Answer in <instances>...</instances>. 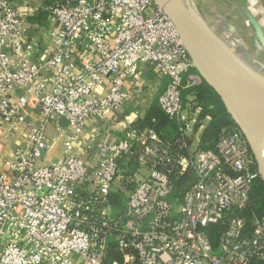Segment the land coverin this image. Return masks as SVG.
Segmentation results:
<instances>
[{
	"label": "built area",
	"instance_id": "1",
	"mask_svg": "<svg viewBox=\"0 0 264 264\" xmlns=\"http://www.w3.org/2000/svg\"><path fill=\"white\" fill-rule=\"evenodd\" d=\"M37 11L35 36L28 14L0 0V136L6 125L22 137L10 150L0 139V264H264L256 159L235 125L208 147L188 134L202 106L183 92L202 78L168 13L152 0L39 1ZM44 33L53 51L33 60ZM151 67L174 132L155 118L122 125ZM94 119L119 135L78 151ZM52 129L70 139L48 163Z\"/></svg>",
	"mask_w": 264,
	"mask_h": 264
},
{
	"label": "crops",
	"instance_id": "2",
	"mask_svg": "<svg viewBox=\"0 0 264 264\" xmlns=\"http://www.w3.org/2000/svg\"><path fill=\"white\" fill-rule=\"evenodd\" d=\"M7 1L28 14V26L31 27L35 36H38V32L35 29L39 27L40 22L38 21L42 20V16L38 13L37 6L39 1L47 2V0ZM185 2L194 5L199 12V16L221 38L227 39L229 36L238 37L242 44V48L238 50V55L264 74V0H185ZM36 41L35 44L33 43L35 48V53L32 56L33 60L45 58L53 51V40L48 33H44L41 37L39 36ZM203 80L202 78L201 83ZM162 86V76L154 67L143 70L138 88L134 91L130 101L128 115L126 119H122L123 127L134 122L141 125L153 123L152 120L155 117L150 120L148 118L150 114L154 115V112L160 111L155 104V100ZM193 91H195L193 87L184 90L183 94L186 103L194 100L191 95ZM197 102L199 103L198 98ZM199 104L202 106V119L207 122L204 125H196L193 131H188V134L191 137L199 138L202 145L208 147L212 145L218 135L217 133L209 141H206L204 137L205 131L212 122L210 111L215 108V105H206L202 102ZM158 127H160L163 133L174 132L177 129V123L174 120L167 121L166 124L163 126L158 125ZM4 128L5 131L0 136V139L5 142L6 149L10 150L22 141V137L20 136L21 131L19 128L11 129L10 126L6 125H4ZM79 132V142L75 143L78 151L90 144L93 139H114L119 135L118 129L111 127L110 130H107L99 119L89 121L84 125L83 130ZM50 135L52 136V141L46 154V161L48 163L63 157V146L70 139L69 133L55 131L54 129L51 130Z\"/></svg>",
	"mask_w": 264,
	"mask_h": 264
},
{
	"label": "water",
	"instance_id": "3",
	"mask_svg": "<svg viewBox=\"0 0 264 264\" xmlns=\"http://www.w3.org/2000/svg\"><path fill=\"white\" fill-rule=\"evenodd\" d=\"M170 16L195 58L202 78L220 97L234 125L244 135L264 182V158L256 145L250 124L227 90H237L264 103V74L231 49L185 0H152ZM202 70V71H201Z\"/></svg>",
	"mask_w": 264,
	"mask_h": 264
},
{
	"label": "trees",
	"instance_id": "4",
	"mask_svg": "<svg viewBox=\"0 0 264 264\" xmlns=\"http://www.w3.org/2000/svg\"><path fill=\"white\" fill-rule=\"evenodd\" d=\"M193 88L197 92L199 103L202 102L206 105H215V108L210 111V113L212 114V122L204 133L205 140L209 141L214 135L219 132L222 126L234 125V123L230 119L229 114L226 112V109L222 101L220 100V97L205 80H203L200 85H197ZM153 117L156 118L158 122L156 124V127L159 129L160 127H158V125L163 126L167 121H170L167 116H165L161 111L154 112V115L150 114L148 119L150 120ZM252 198L256 202L255 210L260 214H264V182L261 180V178L254 185Z\"/></svg>",
	"mask_w": 264,
	"mask_h": 264
},
{
	"label": "rangeland",
	"instance_id": "5",
	"mask_svg": "<svg viewBox=\"0 0 264 264\" xmlns=\"http://www.w3.org/2000/svg\"><path fill=\"white\" fill-rule=\"evenodd\" d=\"M189 5H190L191 10L194 13H196L197 15H199V12H198L197 8L194 5H192V4H189ZM201 78H202V75H201ZM231 99L236 104L240 103V106L238 105L239 108L244 110V112H246V113H251L254 116H256L259 119L260 124L264 125V113H263L264 112V103L263 102L254 100V99H252V97L248 96L247 94H244V93H242L240 91H237V90H234V95L231 96ZM241 104L242 105H247V108L243 109ZM206 122L207 121H203L199 125H204Z\"/></svg>",
	"mask_w": 264,
	"mask_h": 264
},
{
	"label": "bare ground",
	"instance_id": "6",
	"mask_svg": "<svg viewBox=\"0 0 264 264\" xmlns=\"http://www.w3.org/2000/svg\"><path fill=\"white\" fill-rule=\"evenodd\" d=\"M227 92H228V95L230 97L234 95V90H232V89L227 90ZM236 105L240 106V103L239 104L237 103ZM239 106H238V108H239ZM242 108L243 109L247 108V105H242ZM239 109L244 113L245 117L247 118V120L250 124V127H251V131L253 133L256 145L258 147V150H259L260 154L262 155V157L264 158V125L260 124L259 119L256 116H254L253 114L246 113L241 108H239Z\"/></svg>",
	"mask_w": 264,
	"mask_h": 264
}]
</instances>
